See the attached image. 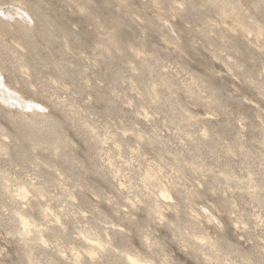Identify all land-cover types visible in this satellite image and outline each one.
Here are the masks:
<instances>
[{"label":"rangeland","instance_id":"rangeland-1","mask_svg":"<svg viewBox=\"0 0 264 264\" xmlns=\"http://www.w3.org/2000/svg\"><path fill=\"white\" fill-rule=\"evenodd\" d=\"M0 264H264V0H0Z\"/></svg>","mask_w":264,"mask_h":264}]
</instances>
